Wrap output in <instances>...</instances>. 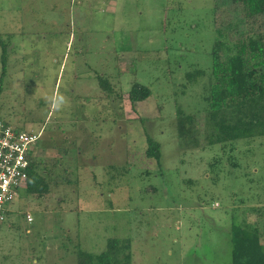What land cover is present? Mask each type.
I'll return each mask as SVG.
<instances>
[{"label": "rangeland", "instance_id": "1", "mask_svg": "<svg viewBox=\"0 0 264 264\" xmlns=\"http://www.w3.org/2000/svg\"><path fill=\"white\" fill-rule=\"evenodd\" d=\"M214 5L0 0V119L42 134L51 186L10 206L0 264H77L112 238L131 241L132 264H232V227L264 231V137L207 142ZM134 83L152 96L132 105Z\"/></svg>", "mask_w": 264, "mask_h": 264}, {"label": "trees", "instance_id": "2", "mask_svg": "<svg viewBox=\"0 0 264 264\" xmlns=\"http://www.w3.org/2000/svg\"><path fill=\"white\" fill-rule=\"evenodd\" d=\"M217 34L209 68L207 104V142L226 146L242 140L264 137V0H215ZM1 43V36H0ZM207 71V70H206ZM200 71L199 77L206 75ZM198 77V78H199ZM189 82L197 77L190 74ZM102 89L112 93L106 78H99ZM152 91L134 83L129 93L132 105L144 102ZM184 114L178 110V115ZM146 157L162 166V147L147 136ZM26 192L46 196L50 183L39 174L35 156L31 157ZM124 167L119 171L123 174ZM117 172V171H116ZM264 231L258 227H232V264H264ZM129 239H109L98 255L78 251L77 264H132Z\"/></svg>", "mask_w": 264, "mask_h": 264}, {"label": "built area", "instance_id": "3", "mask_svg": "<svg viewBox=\"0 0 264 264\" xmlns=\"http://www.w3.org/2000/svg\"><path fill=\"white\" fill-rule=\"evenodd\" d=\"M41 138V133L17 130L0 119V223L20 191L26 189L30 158ZM27 220L33 221L30 214Z\"/></svg>", "mask_w": 264, "mask_h": 264}]
</instances>
